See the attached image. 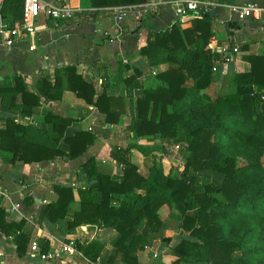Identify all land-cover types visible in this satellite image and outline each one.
I'll list each match as a JSON object with an SVG mask.
<instances>
[{
	"label": "trees",
	"instance_id": "obj_1",
	"mask_svg": "<svg viewBox=\"0 0 264 264\" xmlns=\"http://www.w3.org/2000/svg\"><path fill=\"white\" fill-rule=\"evenodd\" d=\"M143 1L89 0L93 7ZM21 8L22 0H0V12L9 24L21 20ZM193 15L188 26L179 27L173 21L169 27L147 31L139 51L161 55L176 63V67L157 73V83L143 89L142 96L136 98L137 112L129 124L136 135L146 138L185 140L187 153L181 170L164 173L152 162L142 174L118 149L116 157L122 164L118 179L97 171L91 157L78 167L77 173L85 174V183L76 188L79 208L66 219V225L70 229L90 222L114 228L118 235L108 261L117 256L123 264H140L136 251L143 248L146 236L138 229L144 224L149 231H156L161 225L158 209L166 203L178 210L180 227L187 231L185 237L170 246L174 257L168 264L188 262L190 254L203 264H264V54L249 55V68L230 74L232 91L212 99L194 93L213 79L214 53L209 43L214 16L210 10ZM64 69L65 82L59 75L51 82L43 80L44 93L55 98L67 87L85 101H94L106 122H115L119 113L113 102L116 99L104 92L95 95L92 85L73 66ZM187 79L192 81L191 90ZM17 91L21 101L38 103V97L23 88L20 77H15L12 86L0 87L1 102L7 101L9 106L28 113V109H20L19 103L14 102ZM44 121L50 123V129L4 118L0 148L11 152V161L30 163L62 155L72 158L93 139L86 130L64 135L68 117L47 113ZM61 137L68 144L67 152L56 146ZM237 159L242 162L237 164ZM202 170L217 172L222 179L211 182L200 175ZM52 188L56 198L42 208L50 222L64 217L73 197L69 185L53 184ZM2 213L0 207L1 230L22 226V218L5 222ZM40 239L42 252L47 243ZM26 240L22 231L14 235L17 255L23 253ZM75 247L93 260L99 243L90 240L84 245L76 243Z\"/></svg>",
	"mask_w": 264,
	"mask_h": 264
},
{
	"label": "crops",
	"instance_id": "obj_2",
	"mask_svg": "<svg viewBox=\"0 0 264 264\" xmlns=\"http://www.w3.org/2000/svg\"><path fill=\"white\" fill-rule=\"evenodd\" d=\"M244 1L247 0H216L213 5L209 43L214 53L213 79L194 93H203L212 99L217 94L232 91L230 74L247 70L249 55L264 54V20L237 19L231 12L232 5ZM254 1L262 3L264 0ZM65 2L73 7L71 16L52 18L39 12L33 31H20L9 46L0 42V87L12 86L15 77H20L23 88L38 97L37 104H30L21 101L20 92L15 94L14 102L19 103L20 109H28V113L9 106L7 101L1 102L0 98V126L5 117H11L22 124L50 129L44 116L52 113L69 118L64 135L86 130L93 139L72 158L62 155L30 163L20 159L11 161V152L0 148V179L8 191L7 196L0 199L2 220H24L20 228L0 229V264H123L117 256L108 261L114 253L113 242L118 235L114 228L90 222L67 228L66 219L79 208L76 188L82 186L86 178L82 171L77 173L79 165L91 157L97 171L118 179L122 175V164L116 156L121 150L142 174L152 162L164 173L175 174L182 168V161L176 165L173 160V152L180 148V142L136 135L129 124L136 115V98L142 96L143 89L157 83V73L176 67V63L161 55L150 56L139 51L147 31L169 27L173 21L179 27L188 26L194 13L180 11V0H144L130 4V9L118 19L116 5L93 7L89 0ZM142 8L145 10L135 16L136 10ZM225 56L228 59L225 60ZM65 66H73L75 72L92 85L95 95L104 92L116 99L113 102L119 113L115 122H106L104 113L96 108L94 101H85L67 87L55 98L44 93L43 80L51 82L59 75L65 82ZM191 83V79L186 80L189 90ZM174 143H178V148H173ZM56 146L68 151V144L62 137ZM53 184L69 185L73 197L67 203L64 217L50 222L44 217L42 208L56 198ZM163 207L173 208L164 203L158 209L159 215ZM161 215V225L156 231H149L144 224L138 229L146 236L143 248L136 251L140 264H168L174 257L170 246L187 234L181 229L180 220L177 223ZM18 231L27 235L21 255H17L15 249L14 235ZM40 238L47 243L42 252ZM165 238H168L167 243ZM31 240L38 243L37 250L30 249ZM90 240L99 243L93 260L75 247L76 243L84 245ZM65 245L70 248L66 249ZM42 253L47 256L41 257Z\"/></svg>",
	"mask_w": 264,
	"mask_h": 264
},
{
	"label": "built area",
	"instance_id": "obj_3",
	"mask_svg": "<svg viewBox=\"0 0 264 264\" xmlns=\"http://www.w3.org/2000/svg\"><path fill=\"white\" fill-rule=\"evenodd\" d=\"M215 3L216 0H180L178 9L180 11L189 10L194 13H202L213 8ZM130 7V4L116 5V17L120 19L122 14L130 9ZM144 10L145 8L136 10L135 16H139ZM72 11L73 7L68 5L65 0H22L21 20L18 23L9 24L0 12V42L9 46L12 44L13 38L16 37L20 31H33L35 18L39 12H43L52 18H65L71 16ZM231 12L237 19L251 17L264 20V1L262 3L254 0L240 2L231 6ZM224 59H228V56H225ZM172 146L176 149L178 148V143H174ZM7 194V188L2 184L0 179V199L5 198ZM12 205L14 206V204ZM29 247L32 250H37L38 243L35 240H31ZM64 247L66 249L70 248L68 245ZM45 255L47 256V254H40L41 257Z\"/></svg>",
	"mask_w": 264,
	"mask_h": 264
},
{
	"label": "rangeland",
	"instance_id": "obj_4",
	"mask_svg": "<svg viewBox=\"0 0 264 264\" xmlns=\"http://www.w3.org/2000/svg\"><path fill=\"white\" fill-rule=\"evenodd\" d=\"M227 79H229V78H227ZM179 142L182 144V147L180 146V148L176 152H173V154H174V159L173 160H174L176 165L181 163V161L183 160L184 155L187 153L186 148H185V145H186L185 140H179ZM241 162H242V159H237V161H236L237 164H239ZM263 164H264V158H263ZM211 172H214V171L210 170V172H209V171H206V170H202L200 172V175L207 177L211 182L218 183L219 180L222 179V175L217 173V172L214 173V174L211 173ZM161 214H163V216L164 215L169 216L172 221H175L177 223L179 222L180 216H181V215H179L180 213H178V210L173 209V208H168V207H163L160 210V215ZM170 224H172V222ZM174 225L176 227H178V225H176L175 223H174ZM160 232L162 233V231H160ZM165 242L167 243V240H165ZM188 259H189V261L185 262L186 264H202L203 263V262L197 263V261L195 259V256L193 254H190L188 256Z\"/></svg>",
	"mask_w": 264,
	"mask_h": 264
},
{
	"label": "water",
	"instance_id": "obj_5",
	"mask_svg": "<svg viewBox=\"0 0 264 264\" xmlns=\"http://www.w3.org/2000/svg\"><path fill=\"white\" fill-rule=\"evenodd\" d=\"M210 14L213 15L214 14V9L213 8H210ZM223 19H226V17L224 16ZM227 26L224 25V29H226ZM93 181V180H90V182Z\"/></svg>",
	"mask_w": 264,
	"mask_h": 264
}]
</instances>
